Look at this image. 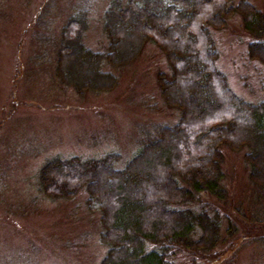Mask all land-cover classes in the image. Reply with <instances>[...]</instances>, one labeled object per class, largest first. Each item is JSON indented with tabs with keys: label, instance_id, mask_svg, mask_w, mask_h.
<instances>
[{
	"label": "trees",
	"instance_id": "16d2710c",
	"mask_svg": "<svg viewBox=\"0 0 264 264\" xmlns=\"http://www.w3.org/2000/svg\"><path fill=\"white\" fill-rule=\"evenodd\" d=\"M236 1L113 0L102 15L104 51L83 41L85 12L62 27L55 64L62 86L79 96L114 90L116 71L133 63L151 41L169 69V76H156L160 98L179 117L172 125L154 124L151 136L121 168L114 167L113 155L53 157L41 166L45 197L70 200L85 190L86 209L98 212L100 242L107 247L99 264H174L178 248L213 249L221 240L220 215L210 214L209 202L202 199L220 205L227 197L221 186V146L244 151L259 199L249 220L264 226V99L253 103L231 90L217 66L210 31L223 29L238 15L252 39L248 59L264 65V0L261 9ZM234 232L228 226L225 239Z\"/></svg>",
	"mask_w": 264,
	"mask_h": 264
},
{
	"label": "rangeland",
	"instance_id": "374dc122",
	"mask_svg": "<svg viewBox=\"0 0 264 264\" xmlns=\"http://www.w3.org/2000/svg\"><path fill=\"white\" fill-rule=\"evenodd\" d=\"M112 1L0 0V264H99L107 247L100 242L98 212L86 209L85 190L70 200L45 197L41 166L53 157L113 155L114 167L121 168L151 136L154 124L172 125L179 118L160 98L156 76H169V69L151 41L133 63L116 71L118 84L110 92L79 96L59 83L55 64L62 27L85 12L83 41L104 51L102 15ZM248 1L262 8V0ZM210 31L217 66L231 90L253 103L264 99V65L248 59L252 39L239 16ZM221 151L227 197L220 205L202 199L209 202V213L219 212L221 240L208 251L178 248L174 264H264V226L249 220L259 199L244 151L225 146ZM228 226L235 232L225 239Z\"/></svg>",
	"mask_w": 264,
	"mask_h": 264
}]
</instances>
